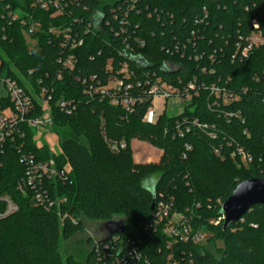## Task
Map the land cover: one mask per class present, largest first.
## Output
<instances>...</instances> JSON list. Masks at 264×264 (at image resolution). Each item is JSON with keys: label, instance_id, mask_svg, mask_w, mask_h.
I'll return each instance as SVG.
<instances>
[{"label": "trees", "instance_id": "1", "mask_svg": "<svg viewBox=\"0 0 264 264\" xmlns=\"http://www.w3.org/2000/svg\"><path fill=\"white\" fill-rule=\"evenodd\" d=\"M67 2V15L57 19L53 10L26 8L22 0L4 2L13 11L25 8L28 15L22 19L32 16L39 24L33 48L24 36L27 26H9L0 3V33L6 37L0 38L3 72L22 87L30 83L37 89L38 80L53 83L52 128L60 134L62 152L39 146L32 130L25 148L37 160L54 161L67 176L64 182L47 184L52 196L66 203L45 211L35 206L31 192L18 190L25 172L18 153L9 148L3 155L0 199L8 197L18 211L0 220V264H63L61 241L83 228V219L124 221L125 232L113 235L120 244L111 245V255L119 247H135L151 264H169L168 239L162 231L144 230L161 194L174 198V211L188 215L194 230L210 234L204 245L176 248L181 264H264V207H253L226 230L221 219L222 204L240 183L264 179V48L248 59L234 57L239 38L252 30V20L264 35V0H116L114 7L103 6L101 0ZM102 16V30L94 32L91 24ZM56 24L72 25L76 41L84 42L73 52L74 71L59 63L62 49L49 34ZM127 45L131 53L124 51ZM124 65L132 73L127 83L135 95L158 79L178 88L196 82L199 95L179 116L165 114L154 125L145 123L150 100L138 102L128 113L94 94ZM211 85L240 96V101L223 106L207 89ZM62 100L77 105L72 115L56 108ZM105 138L124 140L128 147L114 153ZM134 139L162 151L159 163L135 164L130 148ZM238 149L252 161L243 163ZM0 206L3 210L5 205L0 201ZM59 213L67 218L62 220ZM113 236L105 240V234L100 241L110 244ZM219 241L223 247L214 254L209 246ZM100 255L92 250L83 263L69 258L66 264H102Z\"/></svg>", "mask_w": 264, "mask_h": 264}, {"label": "built area", "instance_id": "2", "mask_svg": "<svg viewBox=\"0 0 264 264\" xmlns=\"http://www.w3.org/2000/svg\"><path fill=\"white\" fill-rule=\"evenodd\" d=\"M5 1L0 0V3H3L5 6L4 19H6L9 26L16 22H19L24 27L27 26V29L24 31V36L30 48H33L36 45L33 36L39 28V24L32 22V16H28V20L22 19V16L28 15L27 10H24L25 8H18V10L13 11L11 8L12 5L10 6V4L4 3ZM22 1L23 3H27L26 8H39L43 11L53 10V19L64 17L68 12L67 0ZM114 4L115 2L108 6L114 7ZM130 10L132 11V8ZM96 20L94 24H91V29L94 32L102 30V21L105 18L102 16V18L99 17ZM251 27V32L246 36H241L236 43L235 58L240 60L248 59L255 50L264 48V35L260 24L256 20H252ZM49 34L52 36V39L59 42V47L62 49L59 63L62 64L66 71H74L77 61L73 52L76 48L83 45V40L76 41L73 36L74 27L72 25H53L49 29ZM1 37L3 40H6L5 35L0 33ZM175 50L179 52L180 49L176 46ZM124 51L131 53L132 48L130 45H127ZM112 63L113 61H110L108 64V70L110 72L113 70ZM3 71V60L0 57V168L2 166V157L9 148L17 152L19 162L25 169L24 177L18 183V190L23 194L31 192L32 200L36 207L42 208L45 211H52L57 207L59 208L60 204L66 203V200L63 199L60 202V199H55L50 193L47 184L53 181L64 182L67 180L66 173L63 170L57 169L54 161H40L34 155L29 154L25 148L24 141L27 137L28 130L34 131L35 135H37V130L40 128H52L54 122L51 108V102L53 101V83L44 84L42 80H38L37 89L30 83L22 87L17 80L8 76ZM32 74L33 71H30L29 75ZM131 74L128 66L124 65L116 76L112 75L111 80L106 85L95 88L94 94L102 99H110L114 106H121L128 113L133 112L134 106L138 102H142L145 98L150 100L151 106L148 108L143 119L148 124H156L166 114V106L169 99L176 98L182 105L181 111L173 116L176 117L183 113L184 107L191 104L194 97L199 95L196 82H189L183 88H178L160 79L156 80L148 91H143L135 95L133 94V86L127 83ZM207 89L216 101L222 102L223 106H230L239 102L241 99L240 96H236L216 85H211ZM214 104L217 105L218 103L215 102ZM56 108L61 113L69 116L76 111L77 105L71 101L62 100L57 102ZM194 125L199 126L197 121L194 122ZM176 130L180 131L181 127L177 125ZM105 141L108 148L114 153H119L128 147L124 140L113 141L105 138ZM237 152L242 158L243 163L247 164L252 161L251 157L242 149H238ZM0 201L5 205L3 210L0 206V220L18 211L17 205L8 197L1 198ZM174 209V198L164 197L161 194L159 202L156 203L152 211L150 221L144 226V230L147 233L162 231V234L168 239L167 250L170 254L167 262L169 264H181L175 254L176 248L180 244L193 246L204 245L208 240L209 233L205 230H194L191 226L189 216L175 212ZM59 217L62 220L67 218V216H61L60 213ZM221 219L215 224H219ZM72 221L76 223L75 220ZM118 244H120V237L113 236L110 244H102L100 240L97 241L93 250L97 254H101L99 258L102 264H151L148 258L143 256L135 247H131L127 251L119 247L117 255H111L109 253V250L113 249L111 245L117 247Z\"/></svg>", "mask_w": 264, "mask_h": 264}, {"label": "rangeland", "instance_id": "3", "mask_svg": "<svg viewBox=\"0 0 264 264\" xmlns=\"http://www.w3.org/2000/svg\"><path fill=\"white\" fill-rule=\"evenodd\" d=\"M115 0H101L102 5H111ZM28 42V41H27ZM182 105L176 98L169 99L166 106V114L168 117H173L181 111ZM138 142L143 143V141ZM36 141L39 146H48L53 153H61V139L60 134L53 128L45 129L40 128L37 130ZM133 141V140H132ZM131 141V142H132ZM146 143V142H144ZM153 147L151 144L147 143ZM131 145V144H130ZM131 148V146H130ZM154 148V147H153ZM157 149V148H155ZM159 150V149H158ZM132 159L135 164H157L159 161H155L156 157L148 150L139 147L136 150H132ZM140 160V161H139ZM83 228H81L72 238L68 240H62L60 245V254L63 264L69 258H72L78 262L83 263L87 256L93 250L95 243L103 238L106 234L104 230V224L95 221H89L83 219ZM210 236V234H208ZM218 247H223L221 241L215 243L213 246H209V249L214 253Z\"/></svg>", "mask_w": 264, "mask_h": 264}, {"label": "water", "instance_id": "4", "mask_svg": "<svg viewBox=\"0 0 264 264\" xmlns=\"http://www.w3.org/2000/svg\"><path fill=\"white\" fill-rule=\"evenodd\" d=\"M156 205L152 203L151 211ZM255 206L264 207V179H250L240 183L221 206L224 230L237 223ZM105 240L114 234H123L126 230L124 221L112 220L104 224Z\"/></svg>", "mask_w": 264, "mask_h": 264}, {"label": "crops", "instance_id": "5", "mask_svg": "<svg viewBox=\"0 0 264 264\" xmlns=\"http://www.w3.org/2000/svg\"><path fill=\"white\" fill-rule=\"evenodd\" d=\"M130 146H131L132 150H136L137 148L142 146V148H144L145 150L150 151L156 157L155 161H160V158H161V156L163 154L162 151L149 146L147 143L138 142L137 140H133L131 142Z\"/></svg>", "mask_w": 264, "mask_h": 264}]
</instances>
